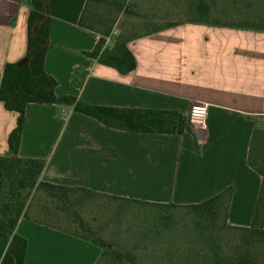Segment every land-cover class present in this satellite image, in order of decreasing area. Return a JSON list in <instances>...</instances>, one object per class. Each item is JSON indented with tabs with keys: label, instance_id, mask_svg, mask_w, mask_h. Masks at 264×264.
Wrapping results in <instances>:
<instances>
[{
	"label": "crops",
	"instance_id": "crops-1",
	"mask_svg": "<svg viewBox=\"0 0 264 264\" xmlns=\"http://www.w3.org/2000/svg\"><path fill=\"white\" fill-rule=\"evenodd\" d=\"M164 1L171 8L163 6L169 15L158 22L176 25L129 42L136 68L122 75L83 54L109 29L112 46L116 27H91L88 0H51L44 70L56 80L57 96L185 116L203 104V124L187 120L181 135L136 133L69 106L31 103L18 156L44 161L43 182L147 202L197 204L231 189L227 223L249 227L262 183L247 157L253 131H264V30L212 15L259 19L264 0ZM29 12V0H0V78L7 63L26 55ZM16 118L0 102V156L8 154ZM15 232L27 241L24 264H96L100 257L92 243L26 218ZM8 245L0 238V262Z\"/></svg>",
	"mask_w": 264,
	"mask_h": 264
},
{
	"label": "trees",
	"instance_id": "trees-1",
	"mask_svg": "<svg viewBox=\"0 0 264 264\" xmlns=\"http://www.w3.org/2000/svg\"><path fill=\"white\" fill-rule=\"evenodd\" d=\"M92 1L96 0H88L90 4ZM50 3L51 0H29L26 55L23 60L7 63L0 78V102L6 110L17 114L16 126L8 137V154L0 156V238L9 241L0 264H24L27 241L15 232L22 218L66 232L97 246L101 253L96 264H141L143 254L136 248L132 251L112 252L93 236L77 232L78 229L84 232L85 226L77 212L72 211L70 207L76 206L81 199L85 201L96 198L104 199L106 206L114 205L113 212L116 214L132 206L188 211L194 217L197 238L205 245L201 264H258L250 248L256 244L260 245L264 239L263 130L253 131L247 157L248 165L262 178L249 227L232 226L227 223L231 189L197 204L147 202L103 194L82 187H66L43 182L40 176L44 169V161L18 156L25 110L31 103L69 106L75 112L93 118L107 127L128 132L181 135L189 131L187 117L177 111L102 107L91 105L71 95L57 96L55 93L57 82L44 70V60L49 47ZM174 25L176 24L167 23L163 27L156 26L139 36L116 35L112 46L106 44V38L110 35L109 29L106 31L107 34L100 36L92 51L83 54L125 75L136 68L135 58L127 47L128 43L140 36L156 33ZM253 25L255 30H264V26L260 24ZM41 195L52 201L53 208L38 206ZM34 201L36 208L32 205ZM163 218L164 224L170 226L169 217ZM76 222L78 226L75 232L72 230L70 232L67 227L74 226ZM218 231L236 233L240 237L239 243L228 252L223 250L219 241H224L225 236ZM172 232L174 231H168Z\"/></svg>",
	"mask_w": 264,
	"mask_h": 264
},
{
	"label": "rangeland",
	"instance_id": "rangeland-1",
	"mask_svg": "<svg viewBox=\"0 0 264 264\" xmlns=\"http://www.w3.org/2000/svg\"><path fill=\"white\" fill-rule=\"evenodd\" d=\"M165 3L164 0H96L90 4L92 9L87 20L96 27L114 26L117 35L139 36L156 26H161L158 21L165 20L164 15H169L162 11ZM168 7L165 9H170L171 3ZM259 19L242 13L231 14L227 19L222 14L212 15V20H226L229 24H262L264 20ZM38 200L39 207L44 205L49 209L53 208L52 201L45 196H39ZM35 202L32 205L36 208ZM105 204L106 201L102 198L85 201L81 199L76 206L70 207L72 211L77 212L85 226L84 232L78 229V233L93 236L112 252L132 251L136 248L143 254L141 264L202 263L205 245L198 240L194 231V217L188 211L132 206L116 214L113 212L114 205ZM164 216L169 217L168 227L164 224ZM77 226L78 222L67 229L75 232ZM218 232L225 236L224 241H219L223 250L228 252L239 243L240 237L236 233ZM250 250L258 264H264V239L260 245L256 244Z\"/></svg>",
	"mask_w": 264,
	"mask_h": 264
},
{
	"label": "built area",
	"instance_id": "built-area-1",
	"mask_svg": "<svg viewBox=\"0 0 264 264\" xmlns=\"http://www.w3.org/2000/svg\"><path fill=\"white\" fill-rule=\"evenodd\" d=\"M207 115V106L203 104L192 106L189 112L187 113V120L191 124H203L204 119Z\"/></svg>",
	"mask_w": 264,
	"mask_h": 264
}]
</instances>
